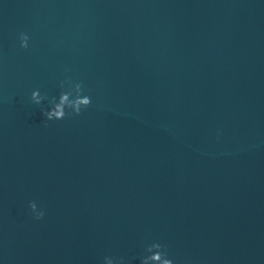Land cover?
Wrapping results in <instances>:
<instances>
[{"label": "water", "instance_id": "water-1", "mask_svg": "<svg viewBox=\"0 0 264 264\" xmlns=\"http://www.w3.org/2000/svg\"><path fill=\"white\" fill-rule=\"evenodd\" d=\"M66 79L92 103L47 121ZM153 242L264 264V0H0V264Z\"/></svg>", "mask_w": 264, "mask_h": 264}, {"label": "clouds", "instance_id": "clouds-1", "mask_svg": "<svg viewBox=\"0 0 264 264\" xmlns=\"http://www.w3.org/2000/svg\"><path fill=\"white\" fill-rule=\"evenodd\" d=\"M20 47L27 49L29 47V37L25 33L20 34ZM69 87L68 91H63L65 86ZM60 88L62 89L59 98L52 97L50 100L51 107L47 111H42L47 121L63 120L66 117L73 115L79 116L82 111L86 109L91 103V97L83 95L84 85L83 82L73 83L70 79L62 80L60 82ZM74 95V98H72ZM48 99L46 95H41L39 90H34L31 93V100L35 104H40L43 100ZM29 208L32 213L35 214L34 218L39 220L43 218L44 211H37L36 203L30 202ZM147 255L140 257V264H174V260L169 258V252L166 246L153 242L146 246L144 249ZM103 264H125L124 257H104Z\"/></svg>", "mask_w": 264, "mask_h": 264}]
</instances>
